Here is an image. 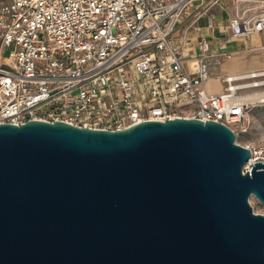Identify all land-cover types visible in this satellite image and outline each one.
<instances>
[{
    "label": "water",
    "instance_id": "water-1",
    "mask_svg": "<svg viewBox=\"0 0 264 264\" xmlns=\"http://www.w3.org/2000/svg\"><path fill=\"white\" fill-rule=\"evenodd\" d=\"M212 120L0 123V264H264V162Z\"/></svg>",
    "mask_w": 264,
    "mask_h": 264
},
{
    "label": "built area",
    "instance_id": "built-area-1",
    "mask_svg": "<svg viewBox=\"0 0 264 264\" xmlns=\"http://www.w3.org/2000/svg\"><path fill=\"white\" fill-rule=\"evenodd\" d=\"M193 1L0 0V123L120 130L182 117L237 136L249 104L264 102V69L219 75L222 91L209 93L213 69L232 54L206 41L196 55L174 47ZM257 8L228 21L233 37L264 31V0ZM242 146L250 150L243 172L264 162V147Z\"/></svg>",
    "mask_w": 264,
    "mask_h": 264
},
{
    "label": "crops",
    "instance_id": "crops-1",
    "mask_svg": "<svg viewBox=\"0 0 264 264\" xmlns=\"http://www.w3.org/2000/svg\"><path fill=\"white\" fill-rule=\"evenodd\" d=\"M259 0H194L188 5L181 17V23L174 31L172 39L173 45L178 51H189V53H199V43L206 41L212 47L219 50H226L232 54L233 59L242 51L254 48H264V31L255 32L244 38H236L231 34L228 21L237 13L244 17H251L257 12ZM198 35H202L198 37ZM206 36V37H205ZM228 60L213 69V79L218 82L219 90H210L209 93H220L222 83L219 75L227 73L243 72L255 69H264V65L251 67L248 69L228 68ZM192 59L187 58L184 64L189 68Z\"/></svg>",
    "mask_w": 264,
    "mask_h": 264
},
{
    "label": "rangeland",
    "instance_id": "rangeland-1",
    "mask_svg": "<svg viewBox=\"0 0 264 264\" xmlns=\"http://www.w3.org/2000/svg\"><path fill=\"white\" fill-rule=\"evenodd\" d=\"M201 36L198 35V37ZM260 65H264V48L242 51L239 55L228 61L227 67L248 69ZM212 77L211 75L207 87L210 90L217 91L220 87L218 82ZM236 142L242 145L250 144L254 147H264V102L249 104V107L245 111L244 122L236 136ZM249 203L254 213L264 214V205L255 196L251 195L249 197Z\"/></svg>",
    "mask_w": 264,
    "mask_h": 264
}]
</instances>
